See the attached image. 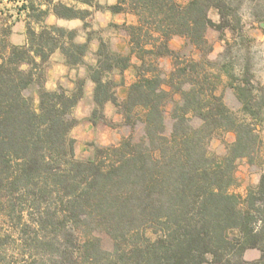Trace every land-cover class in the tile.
Returning a JSON list of instances; mask_svg holds the SVG:
<instances>
[{"label": "trees", "instance_id": "16d2710c", "mask_svg": "<svg viewBox=\"0 0 264 264\" xmlns=\"http://www.w3.org/2000/svg\"><path fill=\"white\" fill-rule=\"evenodd\" d=\"M243 3L117 0L105 9L136 18L117 24L128 51L99 37L94 62L86 58L91 34L79 40L77 28L46 23L52 12L87 28L89 8L62 0L20 6L27 41H11L14 21L0 28V264H264V86L254 92L249 65L240 75L232 62L215 65L207 36L211 28L243 35ZM177 36L183 43L174 47ZM56 51L70 67L86 68L71 90L45 86ZM129 69L135 79L120 98ZM224 76L251 119L218 92ZM88 79L89 119L119 125L105 114L112 102L122 124L140 133L79 157L74 108ZM219 131L235 133L224 154L209 147ZM241 158L261 160L259 181L245 194L235 190ZM250 248L259 257L247 259Z\"/></svg>", "mask_w": 264, "mask_h": 264}, {"label": "rangeland", "instance_id": "374dc122", "mask_svg": "<svg viewBox=\"0 0 264 264\" xmlns=\"http://www.w3.org/2000/svg\"><path fill=\"white\" fill-rule=\"evenodd\" d=\"M31 0H0V28L9 25L14 21V32L16 34L24 33L26 29V21L29 19L27 11L21 10L20 6L24 2ZM35 2L47 3L48 0H33ZM53 3L59 2V0H51ZM69 4H74L79 8H89L91 15L87 16L86 21L89 22V26L84 28L83 20L79 18L68 19L65 21L66 27L77 28L79 30V40H85L88 34L92 36V42L95 44L94 48H90L87 55L88 62H94L95 51L98 46L99 37H103L109 40L112 47L115 50L126 52L128 51V36L126 30L117 24L123 22L133 23L136 18L132 14L121 13L117 17L112 16L110 10L105 9L106 5L113 4L117 0H98L102 4V9L88 6L86 4L78 2V0H62ZM187 1V0H182ZM264 0H244L240 9L242 22L244 25L242 34L240 31L233 32L230 29H226L223 33L216 29H209L207 36L208 39L213 43L214 49L209 54V58L212 59L215 65H219L221 62H232L234 70L237 74H242L243 67H250V81L255 89L254 92L257 94V88L264 86ZM52 13V12H50ZM49 15V14H48ZM47 15V16H48ZM210 16L218 21L220 19L218 11L212 9ZM47 20L49 16L46 17ZM49 22V21H48ZM47 23V22H46ZM22 31V32H21ZM224 34V35H223ZM11 36V34H10ZM11 38V37H10ZM230 42L227 45V41ZM183 43L181 37H177L173 40L172 45L179 47ZM59 52V51H58ZM136 60V59H135ZM54 59H50L48 68L53 64ZM56 62V61H55ZM162 65L165 69L171 67V58L165 57L161 60ZM223 82L220 84L218 92L224 97V100L228 106L234 111V113L240 118L251 119L243 109L241 101L236 96L234 90L227 86V77H223ZM135 79V75L132 69L125 72V82L131 83ZM125 85V84H124ZM127 85V84H126ZM87 87V86H86ZM85 87V89H86ZM119 88H117L118 90ZM126 86L123 87L122 92L125 93ZM83 100V99H82ZM88 104L93 108L92 99L84 94V101H82L75 108V113H85L88 108ZM113 114L109 117L115 124L114 127L111 125L99 126L102 127L97 130V138L86 139L85 129L80 126L79 123L72 131L73 136L76 138V154L79 157H86L88 155V148L92 149V155L94 154L95 145H109L118 143L122 136L129 135L131 133L134 136H138L140 133L139 128L132 130L130 127L122 124V115H116L114 107L111 105ZM92 110V109H91ZM82 122V120H80ZM104 124V123H102ZM87 129V128H86ZM235 139L234 132H217L210 141V150L218 154H224L227 151V144ZM260 162L259 158L253 164H250L247 158H241L238 160V166L236 174L238 176L239 185L235 187V190L245 194L248 186L256 185L260 178ZM105 244L109 245L110 240L105 239ZM260 251L257 248L247 249L244 256L247 259H254L259 257Z\"/></svg>", "mask_w": 264, "mask_h": 264}, {"label": "crops", "instance_id": "0c3cea01", "mask_svg": "<svg viewBox=\"0 0 264 264\" xmlns=\"http://www.w3.org/2000/svg\"><path fill=\"white\" fill-rule=\"evenodd\" d=\"M111 13H112V16H115V17H117L118 15L121 14V13H113V12H111ZM48 16H49V19L47 20V18H46V22L48 24H59V25H63L64 26L65 25L64 24L65 21L68 20L66 18L57 17L54 13H49ZM15 24L16 23L13 24V29H12V33H11V36H10L11 38L10 39H11V41L13 43L23 44V43H25L27 41L26 29L24 30V33H21V34L18 35V34H16V32H14ZM177 37H179V36H177ZM177 37H175V38H177ZM175 38H173V40ZM173 40H172V43H173ZM94 47H95V44L93 42H91V48H94ZM51 59H54L56 62L53 61V64L47 70V79H46V82H45V86L48 89H55L59 85H62L63 87L71 90L75 86V80H76L77 77H79V76L80 77H85L87 75L86 68L84 66H80V67H77V68L70 67L65 62V58H64L63 54L60 51L59 52L58 51L54 52L53 55L51 56ZM116 78L117 79L120 78L118 74L116 75ZM124 84L120 85L118 87L119 89L117 90L118 95H119L120 98H124L126 96L127 91H128V86H129L130 83H126L125 82ZM86 86H87L86 89H85L86 94L92 99V105H93V108H94V102H93V87H94V83H93V81L88 79L87 83H86ZM124 86H126L125 93L122 92V89H123ZM35 97H36V101L38 102L39 96H38L37 93L35 94ZM82 99L79 101L78 104H80L82 101H84V96L82 97ZM78 104H77V106H78ZM111 105L116 110V111H114L115 114L116 115L120 114V113L117 112V109H116L115 105L112 102H107L106 105H105V114H106V116L110 117L113 114V110L111 108ZM75 108H74V115L78 118L79 125L83 126L84 129H85V132H86L85 136H82V137L83 138L85 137L86 139H90V140L97 138V135H96V133H98L97 130L102 128V127H99V126L103 125L105 127V126H107V124L102 122V121H99L97 124H94L89 119L90 116H91V113L93 111V108L89 104H88L87 111L85 113H81L80 115L75 113ZM80 120H82V122ZM102 123H104V124H102ZM75 127L73 128V130H75ZM88 149H89V151H88V155L86 157L91 156L92 153H93L91 148H88Z\"/></svg>", "mask_w": 264, "mask_h": 264}]
</instances>
